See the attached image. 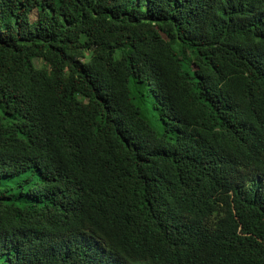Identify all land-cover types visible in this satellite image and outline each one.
<instances>
[{
	"label": "trees",
	"instance_id": "obj_1",
	"mask_svg": "<svg viewBox=\"0 0 264 264\" xmlns=\"http://www.w3.org/2000/svg\"><path fill=\"white\" fill-rule=\"evenodd\" d=\"M0 264H264V0H0Z\"/></svg>",
	"mask_w": 264,
	"mask_h": 264
},
{
	"label": "rangeland",
	"instance_id": "obj_2",
	"mask_svg": "<svg viewBox=\"0 0 264 264\" xmlns=\"http://www.w3.org/2000/svg\"><path fill=\"white\" fill-rule=\"evenodd\" d=\"M34 63H35L36 66H40V64H41L38 59H34Z\"/></svg>",
	"mask_w": 264,
	"mask_h": 264
}]
</instances>
